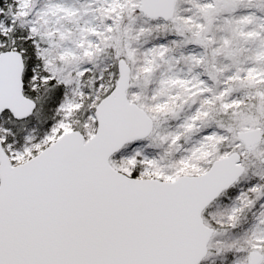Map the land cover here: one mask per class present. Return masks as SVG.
<instances>
[{
  "label": "snow or ice",
  "instance_id": "snow-or-ice-1",
  "mask_svg": "<svg viewBox=\"0 0 264 264\" xmlns=\"http://www.w3.org/2000/svg\"><path fill=\"white\" fill-rule=\"evenodd\" d=\"M0 264H264V0H0Z\"/></svg>",
  "mask_w": 264,
  "mask_h": 264
}]
</instances>
